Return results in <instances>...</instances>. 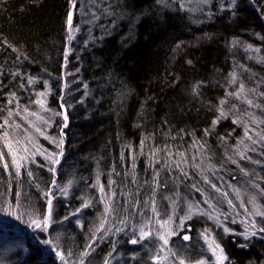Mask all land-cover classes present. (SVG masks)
<instances>
[{
    "label": "trees",
    "instance_id": "1",
    "mask_svg": "<svg viewBox=\"0 0 264 264\" xmlns=\"http://www.w3.org/2000/svg\"><path fill=\"white\" fill-rule=\"evenodd\" d=\"M39 108L24 151L10 124ZM241 178L264 207V0H0V231L25 241L0 264H143L190 208L191 232L234 231L226 264H264V215L225 190Z\"/></svg>",
    "mask_w": 264,
    "mask_h": 264
},
{
    "label": "rangeland",
    "instance_id": "2",
    "mask_svg": "<svg viewBox=\"0 0 264 264\" xmlns=\"http://www.w3.org/2000/svg\"><path fill=\"white\" fill-rule=\"evenodd\" d=\"M41 109H47V104H45L44 102H42V108ZM40 108L34 109L32 110L30 113L28 112H24V113H20L15 115L14 117L16 118V120H12V123L10 124V133L11 135L14 136H18V139H20L23 143L22 146L24 148V151H27V145L28 144H33V142L35 141V137L38 136L39 134H41L42 129L49 130V126L51 125V123L49 122L48 125V120H47V116L42 112ZM32 116H34L35 118H40L42 120H35ZM42 122L47 123L45 124V127L43 126ZM22 123L27 124L28 127L26 128H22ZM251 121H246L245 122V128H247V125L250 124ZM19 133V135H18ZM57 135V134H56ZM55 134L51 135L50 140L53 142L54 144V150L56 149V147L59 148L60 143L59 141V137L58 135L56 136ZM261 136L263 135H259V138H261ZM250 138V135L248 133H246V137L240 139L241 141H247ZM239 141V140H238ZM14 141L12 140L11 143L9 145H5L2 146V151L1 154L4 156L6 155L7 160H9L12 163H17L20 155H18L17 157L15 156V154L13 152L10 151L9 153V148L11 146H13ZM208 177L206 175L200 177L197 182H204L207 181ZM173 184V183H172ZM228 188V191L232 194L233 199L235 201V203L237 204V206L240 207L241 211L244 212L246 215V217L250 220V221H254L253 218L254 216H256L257 212L262 211L264 213V207H262L259 203V198H258V190L257 187H255L254 182L250 181L246 178H241L239 179L237 182L235 183H230V182H225V190ZM260 196V194H259ZM261 199V197H260ZM103 203H106L105 201ZM49 209V207H48ZM201 210V209H199ZM195 212V210H191L188 209L186 212H184L183 214L177 215L175 221L169 222L167 221V223L165 224V222L160 223L156 233H157V237L159 239H157L155 236L151 239H148V243H150V246H155L156 250H153L154 252H149L146 250V254H145V261L143 264H181V261H183V264H200L201 261L204 262V264H216L217 261V256L218 255H223V257H225L226 259H224L223 264H226V260H227V256L222 248V246L214 240L215 234H221V235H226L228 233H232L234 231H231L230 229L227 228V226L222 222L219 221L217 218H215L214 216L210 217L212 219V221L214 222L213 225V230H211V232H209L207 234V236H204L203 233H201V229L200 230H196V231H192V228L189 224V219L191 218V216L193 215V213ZM50 212H48L49 215ZM194 218V216H192ZM196 221L199 223H203L208 216H197L195 217ZM3 219L0 217V222H2ZM251 222V223H252ZM4 223V222H2ZM35 226V225H34ZM253 231L247 232L244 231L241 233L240 237L245 238V235H247V237H251V233H253L255 230L254 228L250 227ZM225 229H228V231L226 232ZM8 230V228H7ZM4 231L1 230L0 231V261H2L9 252L21 247L23 245L24 238L21 232L15 231V232H8V231ZM42 231V230H41ZM189 233V240L187 242L183 241V236L184 234H188ZM201 233V234H200ZM200 235V236H199ZM161 236H164L168 243H170V241L175 240L174 242H178L181 241L183 245L186 246H194L196 243L200 245V249L201 250H205V254L203 256H196V259H191L189 260L187 257L186 258H181L179 256H177L176 254L174 255V251H172V248L169 250L168 249V244H165L164 241L160 238ZM199 237H201L202 239H204V242H199ZM182 238V239H181ZM155 242V243H153ZM214 242V243H213ZM179 243V242H178ZM177 243V244H178ZM137 244V243H136ZM145 244V243H144ZM212 244V248H215V245L218 244L220 247L219 249H216V255L213 254L212 248L209 247V245ZM136 247H138L139 245H135ZM153 248V247H152ZM158 248V249H157ZM128 250H132V247H128ZM222 250V252H221ZM130 252V251H129ZM133 253V252H132ZM195 254V253H194ZM206 255V256H205ZM188 256V255H185ZM151 257V258H150ZM189 257V256H188ZM7 260V259H5ZM3 260V261H5ZM118 260L117 258V254L111 256V260H110V264H116V261ZM97 264V263H95Z\"/></svg>",
    "mask_w": 264,
    "mask_h": 264
},
{
    "label": "snow or ice",
    "instance_id": "3",
    "mask_svg": "<svg viewBox=\"0 0 264 264\" xmlns=\"http://www.w3.org/2000/svg\"><path fill=\"white\" fill-rule=\"evenodd\" d=\"M205 2H206V0H205ZM181 7H183V5H181ZM70 23H71V14H69V24H70ZM69 39H71V37H69ZM177 47H179V45H177ZM222 103H223V102H222ZM249 103H250V102H249ZM223 115H224V113L221 112V116H223ZM213 123H215V121H214ZM49 205L51 206V201H49ZM256 214H257V215H264V213H260V212H257ZM33 223H36V221H33ZM47 223H48V220H47V218H45V220H44V224H45V226L47 225ZM166 223H167V221L165 222V224H166ZM39 226H40V225L37 224V227H39ZM225 231L227 232L228 229H225ZM260 231H264V228L260 229ZM251 234H252V235H255L254 232L251 233ZM146 235H148V234H147V233H144V232L142 231V232H141V235H140V239H141V240L144 239V237H145ZM160 238L164 241L165 244L168 243L167 239H166L164 236H161ZM184 239L187 240V239H189V237H188L187 235H185V236H184ZM245 239H247V235H245ZM131 243H133V244L138 243V240L133 239V240L131 241ZM213 243H214V242H213ZM209 247L212 248V244H210ZM219 247H220V246H219L218 244H216V245H215V248H212V251H213V254H214V255H216V249H219ZM221 252H222V250H221ZM57 255H60V254L57 253ZM224 259H226V258L223 257V255H218V256H217L216 264H223ZM181 264H183V261H181ZM200 264H204V262L201 261Z\"/></svg>",
    "mask_w": 264,
    "mask_h": 264
},
{
    "label": "bare ground",
    "instance_id": "4",
    "mask_svg": "<svg viewBox=\"0 0 264 264\" xmlns=\"http://www.w3.org/2000/svg\"><path fill=\"white\" fill-rule=\"evenodd\" d=\"M46 115V114H45ZM255 218V217H254ZM184 235H188L189 236V233L188 234H184ZM182 239V238H181ZM183 241H185V242H187L188 240H183ZM151 243V242H150ZM150 243H145V244H143V248L145 249V251L147 250V251H151V252H154L153 250H156L155 249V246H150ZM153 243H155V242H153ZM168 244V249L170 250L171 248H172V251H174L173 253L175 254V252H179V253H181V252H183V253H189V252H191V253H194L195 252V254L196 255H199L201 252H200V250L199 249H197V248H195V247H192V246H186V245H178V244H173V243H167ZM158 249V248H157Z\"/></svg>",
    "mask_w": 264,
    "mask_h": 264
},
{
    "label": "water",
    "instance_id": "5",
    "mask_svg": "<svg viewBox=\"0 0 264 264\" xmlns=\"http://www.w3.org/2000/svg\"><path fill=\"white\" fill-rule=\"evenodd\" d=\"M185 236V235H184ZM184 236H183V239H184ZM188 236V235H187ZM189 237V236H188ZM185 240V239H184ZM187 240H189V239H187Z\"/></svg>",
    "mask_w": 264,
    "mask_h": 264
}]
</instances>
